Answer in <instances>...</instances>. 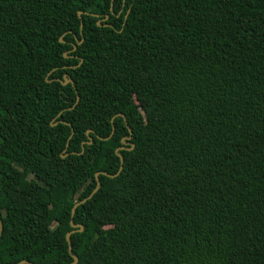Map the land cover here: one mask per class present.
<instances>
[{
	"label": "trees",
	"instance_id": "16d2710c",
	"mask_svg": "<svg viewBox=\"0 0 264 264\" xmlns=\"http://www.w3.org/2000/svg\"><path fill=\"white\" fill-rule=\"evenodd\" d=\"M0 221V264L72 221L77 264H264V0H0Z\"/></svg>",
	"mask_w": 264,
	"mask_h": 264
},
{
	"label": "water",
	"instance_id": "95a60500",
	"mask_svg": "<svg viewBox=\"0 0 264 264\" xmlns=\"http://www.w3.org/2000/svg\"><path fill=\"white\" fill-rule=\"evenodd\" d=\"M80 17H82L83 16V13H80V15H79ZM107 20H109V17H107ZM100 26H101V23L99 24ZM66 56V58H68V55H65ZM69 76L67 75L66 76V82L64 83V85H68L69 84ZM80 102V100H78V103ZM92 132H89V134H91ZM90 140H91V144L92 143H94V140L92 139V138H90ZM122 149H120L119 151H118V154L120 153V151H121ZM123 166H124V162H123ZM123 167H122V169H121V172L123 171ZM101 175H105V174H98L97 175V179H98V189L96 190V193L100 190V188H101V183H100V176ZM84 203H86V202H83V203H80V204H78V205H75V207L73 208V210H72V218L75 216V212H76V209H78L82 204H84ZM71 227H73L74 228V231H72V232H69L68 234H67V241H68V244H69V251H70V253H71V255H72V257H73V259H74V262L73 263H71V264H77L78 263V258H77V256H75L73 253H72V244H71V241H70V236L72 235V233H74V232H76V230H77V228H79L80 230L79 231H84V227L83 226H77V225H74V223H73V221L71 222ZM2 230H3V226H2V223H1V221H0V238H1V235H2ZM18 264H29V262H27V261H22V262H20V263H18Z\"/></svg>",
	"mask_w": 264,
	"mask_h": 264
}]
</instances>
